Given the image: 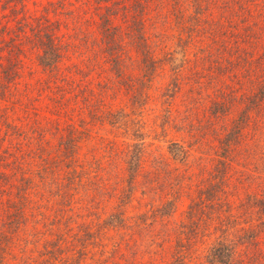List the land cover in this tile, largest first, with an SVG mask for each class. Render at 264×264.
Returning <instances> with one entry per match:
<instances>
[{"label": "rangeland", "instance_id": "rangeland-1", "mask_svg": "<svg viewBox=\"0 0 264 264\" xmlns=\"http://www.w3.org/2000/svg\"><path fill=\"white\" fill-rule=\"evenodd\" d=\"M119 1L130 8L117 10L112 20L125 32L120 76L102 56L96 57L97 66L93 52L80 40L83 31L92 39L99 35L97 0H25L24 12L34 21L45 17L68 45L60 69L44 71L37 49L26 39L32 36L31 31L23 33L31 49L23 56L18 87L28 89L12 97L15 103L0 100V112L7 113L12 128L31 134L30 130L38 127L47 141L39 143L42 140L37 133L29 141L14 128L7 135L9 129L0 121V150H10L33 171L41 165L39 156L45 148L58 159L59 166L49 180L50 188L33 195V201L41 203L47 215L34 216L30 204L25 230L4 264H40L44 259L50 260L44 264H52L57 256L67 259L57 264H171L179 224L197 195L198 185L210 176L220 159L221 140L258 89L264 75V36L245 38L239 20L232 28L234 13L222 4L229 0H208V6L200 11L191 0H182L180 7L173 0H150L138 7L146 11L138 19H143L140 26L148 39L150 61L143 59L135 43V0ZM61 2L64 10L53 12ZM7 18L15 30L14 15ZM238 46L247 51L249 59L256 58L253 66L240 63L231 54ZM57 84L67 89L79 84L85 89L80 93V104L68 100L64 110L68 113L56 108ZM88 101L105 117H93ZM215 103H220L224 112H212ZM252 115L244 137L227 161L231 182L228 199L234 208L246 193H264V111ZM58 124L63 128L76 124L81 131L77 158L86 165L88 174L85 187L73 191V202L63 219L58 210L65 202L56 194V185L67 180L56 177L66 175L67 166L59 145ZM170 147H183L184 159L173 155ZM136 158L140 159L137 170L130 171L129 161ZM20 175L13 178L15 183ZM120 211L129 226L104 227V222ZM59 213L60 224L52 225ZM252 217L247 225L257 223L256 215ZM99 222L101 227L96 225ZM261 233L258 247L264 253ZM58 236L68 241V251L51 244ZM207 246L196 243L195 258L188 264H211L204 257ZM259 262L264 264V257Z\"/></svg>", "mask_w": 264, "mask_h": 264}, {"label": "trees", "instance_id": "trees-1", "mask_svg": "<svg viewBox=\"0 0 264 264\" xmlns=\"http://www.w3.org/2000/svg\"><path fill=\"white\" fill-rule=\"evenodd\" d=\"M149 1L135 0L133 3V7L135 6L134 9L137 12L134 15L135 27L133 28L134 38L137 39L135 43L145 61H150L151 55H149L148 39L140 26L143 19H138V16L144 15L146 11L145 9L139 11L138 7L147 5ZM173 1L177 7L181 6L182 0ZM191 1L199 11L208 6V0ZM97 2L101 19L99 35L92 39L90 35L83 31L84 35L81 36L80 40L83 42V46L93 52L92 60L97 66L99 61L96 57L102 56L105 62L112 65L111 69L115 70L117 75L120 76L123 73L121 68L125 55V32L114 25L112 20L117 10H130V8L119 0H97ZM222 4L234 13V21L231 20L232 28L237 26L235 21L239 20L237 23L243 26L245 38L264 36V23L262 22L264 21V0H229L224 1ZM24 8H26L25 0H0V35H2L0 50L3 51H0V100L5 102L11 100L12 103H15L12 97L20 96L23 91L28 89L25 87L22 90L18 87L21 83L19 79L22 78L21 69L24 66L23 56L28 48L31 49L24 40L26 34L23 35V33L31 31L32 36H28L26 39L32 44L30 45L32 48L37 49L38 63L44 71L57 72L60 69V63L66 54L64 49L68 45L57 35L55 28L48 20H45V17L36 18L34 21L32 17L24 12ZM64 8L65 5L61 2L53 12L61 13ZM9 15H14L15 30H11L14 26L8 25L11 21L7 18ZM256 17L259 20H256ZM70 45L72 44L70 43ZM73 46L75 49L76 45ZM75 52L77 51L75 50ZM246 53L247 51L242 50L239 46L237 49L231 50V54L235 56L237 61L240 63L250 62V66H253L251 63L254 64L256 58L249 59ZM258 68L262 69V67ZM55 88L54 101L57 103L56 108L59 112L62 110L63 113L69 112L64 111L69 99L74 100L76 104H80V93L85 90L79 84H73L70 89L57 84ZM72 92L74 93L69 96ZM90 92H95V90L91 89ZM91 102H87L91 115L100 119L105 117L104 114L98 115V111L91 107ZM70 109L75 108L70 107ZM82 109L85 110V107L82 106ZM221 111L224 112V109H221L220 103H215L212 112L218 113ZM262 111H264V75L259 79L257 91L245 103V109L234 120L232 128L221 140L220 159L210 172V176L198 185L197 195L189 205L185 219L179 224L177 242L173 251L175 259L171 264H188L189 261H192L195 258L196 249L194 246L199 242L207 243L204 257L211 264H260L259 261L264 257V253L258 247L261 232H264V193H246L238 207L234 208L228 199L231 182L227 161L236 149L237 144L244 137V130L248 126L252 114ZM4 112H0V121L7 125L9 129L6 132L7 135L14 128L19 136H26L30 141L35 138L34 134H39L41 131L38 127H35L30 130V134V132L21 131L16 126L12 128V122L9 121L7 113ZM114 116L116 115L114 114ZM56 129L61 132L59 145L64 153V164L67 166L66 175L56 177L57 180L62 178L63 182H65L64 179L67 180L65 184L56 185L58 187L56 194L65 202L63 208L58 210L62 213L61 219H63L66 212L69 211L67 209L73 202V191L85 187L84 179L88 178V174L85 168L86 165L80 163L77 158L82 139L81 131L77 125L70 124L67 128H63L58 124ZM38 140H42L39 143L45 144L47 141L46 135H41ZM2 146L3 144L0 142V148ZM170 151L173 155L182 159L185 157V155H181L185 151L183 147L180 149L170 147ZM42 152L43 155L39 156L42 161L41 165L38 169L30 171L23 166L21 158L15 157L10 150H0V264L5 263L6 255L10 253L16 240L21 238V232L25 230L26 222L29 220L30 204L32 203L34 216L45 217L47 215V212L43 210L45 207L41 203L33 201V195L41 193L43 188H50L49 184L52 182L49 180L56 176L59 163L55 156L47 154V149L42 148ZM13 157L15 158L12 159ZM135 160L129 161L130 171L135 172L137 170L135 166L139 165L140 159L136 158ZM78 167L82 170H79ZM94 167L98 169L97 166L94 165ZM19 173L21 175L18 177V183H15L13 178ZM130 183H132V180ZM168 205L170 204L168 203ZM70 209H72V206ZM48 210H54V208L49 207ZM60 213L54 219L56 223H51L52 225L60 224ZM123 213V211L113 213L104 222V227L117 225L128 227V221L123 217ZM253 215H256L257 223L247 225L250 220L254 219ZM96 225L101 227L102 223L99 222ZM35 234L39 235V233ZM51 244L57 250L60 247L63 250L66 248L67 251L69 249L68 241L59 238V236ZM58 261L65 263L67 259L57 256L52 264H57ZM45 262H50V260L44 259L40 264Z\"/></svg>", "mask_w": 264, "mask_h": 264}]
</instances>
